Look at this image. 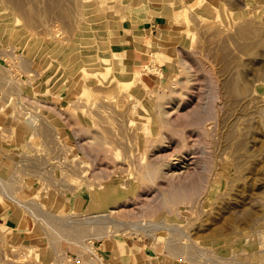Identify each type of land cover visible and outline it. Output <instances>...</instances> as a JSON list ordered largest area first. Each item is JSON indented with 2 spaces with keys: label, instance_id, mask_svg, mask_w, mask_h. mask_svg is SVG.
<instances>
[{
  "label": "rangeland",
  "instance_id": "374dc122",
  "mask_svg": "<svg viewBox=\"0 0 264 264\" xmlns=\"http://www.w3.org/2000/svg\"><path fill=\"white\" fill-rule=\"evenodd\" d=\"M131 8L0 0V150L36 224L32 240L0 235V264H71L111 236L264 264V0L185 3L172 57L126 86L112 36Z\"/></svg>",
  "mask_w": 264,
  "mask_h": 264
},
{
  "label": "crops",
  "instance_id": "0c3cea01",
  "mask_svg": "<svg viewBox=\"0 0 264 264\" xmlns=\"http://www.w3.org/2000/svg\"><path fill=\"white\" fill-rule=\"evenodd\" d=\"M191 1L132 0L131 11L123 21L120 32L112 36V44L120 55L121 66L125 70H135L153 56L159 59L165 56V60L169 61L184 26L179 12L185 3ZM0 153L3 156L5 154L1 150ZM1 160V173L7 178L0 187V235L12 243L32 240L35 238L31 234L36 224L26 203L30 198L31 187L27 182L14 191L16 188L9 186L6 181L11 176V166L4 163L9 160L13 162V158L5 154ZM96 250L98 256L88 252H74L76 257L71 264H208L185 258L166 249L156 240L136 236L105 237L97 240Z\"/></svg>",
  "mask_w": 264,
  "mask_h": 264
},
{
  "label": "bare ground",
  "instance_id": "6f19581e",
  "mask_svg": "<svg viewBox=\"0 0 264 264\" xmlns=\"http://www.w3.org/2000/svg\"><path fill=\"white\" fill-rule=\"evenodd\" d=\"M206 1H208V0H206ZM162 5V4H161ZM164 5V4H163ZM165 9V8H164ZM107 39H105V40H103L102 42H104V44L105 43H108L107 41H106ZM104 45H101L100 46V50H102V47H103ZM112 54L113 55H111V56H109V57H107L106 58V60H112V58L114 57V58H117L118 57V55L116 54V53H114V52H112ZM101 59H103V58H101ZM103 62H104V60H103ZM109 62L110 61H108V62H106V63H108V64H106L105 65V69H106V71H108L109 72V70L111 69V65L109 64ZM122 64V63H121ZM124 64V63H123ZM123 67V66H122ZM90 69V68H89ZM105 71V70H104ZM104 71H101V72H104ZM120 71V70H119ZM140 70H138V69H135V70H123L122 71V73L124 74V76H122V77H120L119 79H118V81L119 82H121V83H123V84H125L126 86L127 85H134L135 83H136V81H138L137 79H140L141 80V73L139 72ZM92 72V71H91ZM93 72H95V71H93ZM113 72V71H112ZM90 73V72H89ZM98 73H100V72H98ZM98 73H96V75L98 74ZM41 74V73H40ZM91 75V74H90ZM92 76V75H91ZM100 76H102L101 74H100ZM96 77V76H95ZM99 77V76H98ZM97 77V78H98ZM115 78V77H114ZM99 79V78H98ZM143 79V78H142ZM142 81V80H141ZM140 82V81H139ZM142 107V106H141ZM145 111H147L146 109H144ZM189 112V111H188ZM179 116V115H178ZM170 174V173H169ZM175 174V173H174ZM180 176V175H179ZM0 178H1V175H0ZM175 180V179H174ZM116 185V184H115ZM177 188L175 187V190H176ZM174 190V191H175ZM173 191V190H172ZM171 191V192H172ZM195 193V192H194ZM182 194V193H181ZM186 194H188V192H186ZM193 194V193H192ZM99 196H97V198H96V203L97 204H102V205H104V207L106 206L105 204H107V203H109V201H107V198H108V196L110 195V193H108V191L107 192H105V191H103V192H101V193H99L98 194ZM163 195V194H162ZM169 195V194H168ZM167 195V196H168ZM172 195H173V193H172ZM189 195V194H188ZM195 195V194H194ZM177 196V195H176ZM180 196V195H179ZM186 196V195H185ZM185 196H183V197H185ZM161 197V196H160ZM163 197V196H162ZM172 198V197H171ZM175 198V197H174ZM193 198V197H192ZM191 198V199H192ZM162 200L164 199V198H161ZM195 199V198H194ZM159 200V199H158ZM175 200V199H174ZM174 200L172 199L171 201H173L174 202ZM181 200H183V199H181ZM161 201V200H160ZM176 201H177V199L175 200V204H176ZM162 202V201H161ZM163 202H165V203H163L164 205L165 204H168V200L165 198V200L163 201ZM172 202V203H173ZM179 202V201H178ZM171 203V204H172ZM162 204V205H163ZM92 248V247H91ZM157 264V263H156ZM159 264V263H158Z\"/></svg>",
  "mask_w": 264,
  "mask_h": 264
}]
</instances>
